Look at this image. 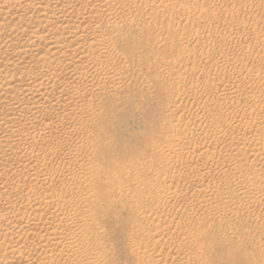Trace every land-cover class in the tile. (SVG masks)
I'll list each match as a JSON object with an SVG mask.
<instances>
[{"label": "rangeland", "instance_id": "rangeland-1", "mask_svg": "<svg viewBox=\"0 0 264 264\" xmlns=\"http://www.w3.org/2000/svg\"><path fill=\"white\" fill-rule=\"evenodd\" d=\"M10 1H12V0H10ZM35 1L36 0H26V3H27V7L26 8L27 9H25L26 5H24V7L22 9H19L20 11L18 10V11L15 12V15H14V17H12V19L8 18V22H9V25H10L9 28L10 29L15 24L13 22L14 19H15L14 20L15 22L17 21V19H19L20 22L18 21L19 23L16 22V24L22 25L23 28L27 29V32H30L31 31L30 29H33V31H36L40 27L38 25L42 24L41 21H44L45 19L48 18L46 16H48L49 13L40 14L39 17L37 18V20H35V21L31 22V23H27L28 19H25V18H28L29 13L31 14V10H33L34 7L43 6V5H45L44 2L45 1L47 2L49 0H44V1L43 0L42 1L41 0H37L36 2ZM125 1L127 2V5L125 6V9L122 11L123 13H120L119 15H120V19H121V16H122L124 18H127L126 19L127 21H126V23H123L125 26L123 24H122L123 26L121 25V29H123V30L120 29V31H122V34L120 33V31H119V33L115 34L117 37L115 36L113 42L111 43L113 46L110 44V47H111V48L109 47V52L110 53L108 52L106 58L109 61L111 60L112 64L115 65V63H116L115 66L119 70L123 69V74L125 72L127 74L126 73L124 75L122 74L123 75V79L121 81V83H122V85H120L121 87L119 85H118L119 88H117L118 86L111 87V85L109 83H107L108 85L106 84L107 86H105V89L102 90L103 94L100 93L101 95L99 96L98 94H96V92L92 93V91L88 90V92H90V93H88L85 98L88 99L90 97V95H91V97H93V95L96 94L94 97L97 98V99L94 100L95 98L93 97L90 100L91 101L93 100V105L96 104L95 105L96 108L99 107L98 108V113H99V110L101 108H103V109H101L103 114L99 113V115L101 116V121H102L101 122L102 126L100 125V127L104 129L107 137H109L110 140H111L109 148L106 147L107 148L106 149L104 147V151H103V149H100V150H102V152H104V154H103L104 158H107V159L109 158V159H112V160L114 159V162L116 164H119V165L124 167L123 170H126V172L124 174V172L122 170L121 174L122 173L123 174L121 175V178L123 177V175L127 176V177L125 176L126 177V181H123V184L125 185V182H126L127 183L126 185H129L130 188L126 190L127 193L124 191L126 193V194H124L123 192L118 191L119 189H117V187L113 188L114 186L112 187V186H109V185L106 186V185L100 184V181L96 179L94 174H92L93 172H95L96 168L94 169L93 167H90L91 168V170H90V168L87 165L84 166V168H85L84 172H80L81 174L80 173H76V174H74V176L71 175L70 177H72V178H69V177L64 175L70 169H73L72 167H69V166H73L74 167L73 162L75 163V168L74 169L77 168V165L79 164L80 159L82 158L81 156L83 155V153L85 151L88 150L87 146H86L84 149H82V151L81 150L77 151L78 149L75 148V146H74V144H76L75 142H77V139L79 141H81V140L82 141L83 140L86 141L87 137L83 138L82 135L84 134V137L88 136L89 129L90 130H94V126H92L94 124L90 125L89 123H86L85 119L84 120L81 119V121H79L80 120L79 119L78 123H76L77 122V114H78V112H74V111L78 110L77 106H74L73 109H71V111L73 110L72 113H74V114H72L69 111H68L69 113H67V114L71 115L70 116L71 119H69V116L67 114L63 115V117L66 118V119H64L60 112H59L60 114L59 113H55L56 109H54V111L52 110V108L51 109L47 108L46 110L44 109V110H42V112L41 111H40V113L38 112L39 114H41L40 115L41 117L37 114V116H39V117H36L34 119V120H36L38 118V120H36L38 124L36 123V121L34 123H32V124L29 123L28 122L29 120L27 119V117H29L30 115L29 116L27 115V117H25L26 115H25V112H24V114L22 113L21 118H23V120L24 119L25 120H24L23 124H21L22 123V121H21L20 124L22 126L19 124V126H18L19 128H17L18 132L15 131L17 133H15L13 136H10V138L6 137L7 138L6 139L4 137L7 140V141L5 140L6 142L3 141L4 139L0 142L1 143L0 144L1 145L0 148H2V146H3V148H2L3 150L2 149L0 150V152H1L0 153V160H1V162H0V172L1 173L0 174L2 175V176L0 175V179H1L0 180V182H1L0 186L2 185L0 187V190L2 191V192H0V201H2V202L5 201L4 203H2V202L0 203V206H2V207H0L2 209V211L1 210L0 211L1 212H7L8 211V213L10 212V215H12V214H14V212L16 213L17 211H19V210L21 211L23 209V207H20V206L23 205L24 203H21L20 201H16V203H14L15 200H13V196H10L8 194H10V193L11 194H15V193L17 194V193H20L21 191L24 192L26 190L25 188H27L26 186H30V184H32V183L36 184V187L34 186L35 187L34 190L35 191H40V189L37 188V185H38V183L40 184L41 182L33 179V177H34L33 175H32V177L31 176L28 177L29 174H26V171L19 173V171H17V170L20 168V166L21 167H23L24 165L31 166V164L33 163V165L36 164V166H37L35 168L39 169V168H41L40 166H42L41 169L44 170L45 174L48 173V172H50V173L52 172V174H54L56 172L55 173L56 176L59 175L60 178H63V179H59V180H61L60 181L61 185L59 184V181H57L58 183H56V182L53 183L54 185L51 183L50 186H49L50 182L48 184L47 183L46 184H47L48 188H51L53 186L52 190H54V187H55V189H56L55 191H57V192H60V190H61L60 187L61 186H62V189H63V186L65 184H67V182H70V180L77 178V181L72 180V183L75 182L77 184V186H78V187H76V186L74 187V185H76V184H74L73 188H72L73 191H82L84 189L85 190L84 192H87V190L89 189L88 190L89 192H87V193L89 195L90 194L92 195V193H91L92 192V187L95 184V186L97 185V187L94 190L100 196V197L98 195L93 196V198H95L96 201H95V199L93 200L92 197H90V200H91L90 201L89 197H88L87 199L84 200V201H86L85 202V206H84V203H83L84 201L82 203L81 202H76L74 204L76 206L73 205L76 210H84V212L88 216L87 224L84 225V226H89L90 225L93 228H98L102 232L101 237L99 236V238H97L94 241H92V243H94V244L97 243V244L95 245V248H93V250H88L87 251L89 253L86 252V254H87L86 256L89 257V258H93L94 256L97 257L99 254H101V252L103 253L101 255H104L105 252H108V253H105V255L107 257H105V255L102 257V258H106L107 260L103 259L101 261L102 262L101 264H135L137 262V257H139V255H138V253L136 251H140V250H137V248H136L137 244L134 245L133 243L138 240L136 238L137 235H139V234H141L143 232H144V234L148 232L147 231L148 228H147L146 224L143 223V225H142V222H140L138 220L139 219V216H138L139 212L138 211H141V209L142 210L143 209L149 210V208H150V210L148 212L146 211L147 212L146 214L151 215L150 213H153L154 211L157 210V208L154 207L155 205L151 206L152 202L144 203L145 201H144V196H142V193L144 195H146V190H148L147 187H149V185L147 186V184H151V183H153L155 181V178L157 177V175L155 173L157 170H156L155 167L158 168L162 164V160L164 158L166 160H168V158H169L168 155H170V157H172L171 155H173L172 151L171 152L168 151V155H167V152L164 151V154H165V152H166V154L159 157V155H160L159 153L163 154V152H160V150L158 148L161 147V146L162 147H167L170 144H173L174 142H176L177 138L183 137L184 135L188 136L187 138H191L190 140H194L195 139L194 142H196V143H201V144L205 143V144H207L206 142H203V140H204V138H203L204 137V131L195 130V128H194V127L197 126L198 122L197 123L195 122V124H193V118L196 116L197 119L195 117V120L197 121L198 117L201 116V118L200 117L199 118H200V121L203 120V122H200V123L202 125L204 123L205 130L206 131H210L212 137L214 136L213 138H218L221 141V143H220L221 145L219 144V146L217 147L218 150L220 148L224 149V147H228L229 148V146L231 148H233L235 146L236 147H240L241 146V147H243V148L240 147L241 151L242 150L243 151L242 152L240 151L238 153L239 157H236L235 159L238 160L243 155L242 153L245 154V152H248V155L246 153L247 156L245 155V157H244V155H243L242 158L239 159L238 161H236L235 159L234 160L236 162L232 161L233 165L236 163L235 164L236 166H234L233 168L240 167V164H242L241 165L242 166L241 169L243 170L244 173L240 174L241 178L239 177V173L238 172H235L233 168H230V167L233 166L232 163H230V162L229 163L227 162V163L223 164V169L225 167H228L229 168L228 170H230L229 171L230 174H225L227 176H223L222 174H224V173H220V175H219L218 171H220V170L219 169H215V168H219V167H215L214 168V166H217V163H221V162H219L220 160H218V162L217 161H213L216 164L215 165L212 164V167H210V169H209L210 165L208 164V168H206L205 173H207V170H209L210 173L208 172L209 173L208 176L204 174V176H203L204 178L207 176L205 179L203 178L204 181H203V179L201 177V173L198 172L196 174L197 176L195 175L196 179L194 177V180H193L194 183L196 185L201 183V184L195 186L196 190L205 189V188L208 187L209 188V189L207 188L208 192L211 193V191H212V194L216 193V194H214V197H216L217 195H220V197H221V194H222V198H221L220 201L223 200L222 201L223 203L225 201L227 206L226 207L223 206V203L220 202V201L215 202L216 204L217 203L220 204V206L218 208L220 213L218 212L216 214L218 216L215 215L214 218L212 216H211L212 218L210 216L208 217V226L205 227V231L206 232L205 231L203 232V234L204 233L206 234V235L205 234L204 235L206 236V239L208 241H206L204 239L205 243H203L204 242L203 238L205 236L203 234H201L200 235V238H201L200 241H202V242L199 241L200 242V243L198 242L199 244L198 243L195 244L196 247H195V245H194V247L193 246L190 247L188 253H190L191 256H193V255L197 256L198 255L197 256L198 258L201 257V255H202L204 257V259L202 257L203 261H201L200 264H264V223H263L264 222V214H263L264 213L263 212V210H264L263 209L264 208V196H262V194L264 195V192H263L264 185L259 184L260 185L259 186L258 183H255V186L257 185L259 188H261V186H262L261 189H263V190L259 189V190H261V192H263V193H261L260 197H258L259 195L254 194L256 197H254V199H253V197L251 196L253 194L251 193V194H249L251 197L247 196V199H245L246 204H245L244 200L240 201V202H236V200L234 201V199H237L240 196L242 197V193L240 192L241 190L239 189L237 184L235 185V181L236 180L239 181V183L237 182L238 184L241 183L243 185V183H248L246 181V179H245L246 177H244V176H245V174L248 175L250 172H252L253 169H254L253 171L256 170L255 171L256 173L264 174V171H262L263 170L262 166L264 165V159H263V161H262V159H259V158H261V156H260V157H258V159H256L257 160L256 161V160L253 159V156L250 155V151H246L248 149L247 145H249V143L250 144L254 143L255 141L261 142L264 145V142H263L264 141V123L261 124V125H263V127L259 128L258 125H260V124H259L258 119H256V118H258L257 116L254 118L255 115L253 113H251L250 115L247 114V115L241 117V115L239 116V112L240 111L237 109V107H239V108L244 107L242 105L245 104L244 101H246V98H245L246 96L244 97L245 94L247 95V93H253L254 95H256V94L259 93L258 95H261V93H262V95H264V59H263L264 58V8H263L264 0H255L257 2L256 3L257 6H256L255 10L253 9L252 12H249V13L243 11L244 10L243 9L244 8V4H246L248 0H125ZM1 2H0V4H3V2H4V4H3L4 6H0L2 11H6V9L11 6L10 2L4 1V0L1 1ZM28 8H30V9H28ZM132 8L136 9V10H133ZM84 9H85V7H84ZM126 9H128V10H126ZM183 9L185 11L181 13V11H183ZM84 11H85L84 13H86V14H84V16L89 14L88 13V11H89L88 8H86ZM128 11L129 12L131 11L130 12L131 14L136 12L135 16H134V14L131 15ZM133 11H135V12H133ZM125 12H126V15H125ZM17 13H18V15H17ZM140 13H142V15ZM129 14H130V16H129ZM137 14H140V15H137ZM24 15H27V16H24ZM3 16H4V14L1 16V13H0V18H3ZM20 17L21 18L23 17V18L20 19ZM131 17H133L134 20ZM90 18H91V20H90ZM90 18L85 23V24H87L86 25L87 27L84 24V34H87V32L90 33V31L93 29L95 24L97 25V23H98L97 26H99V27L102 26L103 30H104V27L106 29L107 25L109 24V21H107L109 19L105 20L106 17L103 18L104 20L101 19V20L105 21V23L103 21L101 22V20L96 21L93 16L90 17ZM73 19H75V21L73 20L72 23L76 24V20L77 19L76 18H73ZM120 19H118V20H120ZM246 20H247V22H246ZM106 22H108V23H106ZM244 22H246L247 24L244 23ZM88 23H91V26L88 25ZM103 23L105 25H102ZM119 23L121 24L122 22H119ZM24 24L27 25V26H24ZM100 29H101V27H100ZM7 32H9V31L7 30ZM31 33H32V31H31ZM198 33H199V35H198ZM118 34H120V35H118ZM3 35L4 34H2L1 36L3 37ZM22 37H24V39ZM19 38H20V40L18 39L19 40L18 42L19 43H23L22 41H24L26 39V36L23 34ZM86 40L87 41H85V38H84V41H85L84 43L87 46V44L90 42V40L88 38H86ZM114 41H116V42H114ZM113 43H115V44H113ZM85 44H84V48H86ZM43 45H44V43L40 44L38 49L40 48L43 51L46 48L45 45L44 46ZM35 47L37 48L36 45H35ZM0 48H1L0 52H2L1 50L4 51V46H2ZM114 48H116V49H114ZM111 49L112 50L114 49L113 52H111L112 51ZM233 51H234V53H233ZM226 54H228V55H226ZM220 55H222V57L224 55L223 58H225L226 61H225V59L222 60V57ZM30 57H26V59L25 58L23 59V61L20 63V68L24 64L27 67L31 64V62H30L31 59H32V61L34 59H33L32 56H30ZM230 57H231V59H230ZM235 57H237V58H235ZM106 58L104 57V59H106ZM246 59H247V61H246ZM242 60H244V61H242ZM5 61H6L5 59H2V61H0V63H1L0 64V72H2V70L4 71L3 67H5V64H4ZM25 61H27V62H25ZM231 61H234V63L231 62ZM236 61H238V62H236ZM117 62L119 64H117ZM240 62H241V64H240ZM25 65L23 67H26ZM126 65H128V67ZM126 67H127V69H126ZM235 69H238V70H235ZM229 70H230V72H229ZM224 71H226V72H224ZM130 72H131V74H130ZM235 72H236V74H235ZM250 72H252V74L255 75L256 77H258V76L259 77L255 78V76H252L250 74ZM256 72H257V74H256ZM128 73H129V75H128ZM227 74H228V76H227ZM248 74H250L251 75L250 77H252V78H250ZM0 75H1L0 77L4 78L3 79L4 81H6V80L10 81L13 78H14L13 79L14 82H16L18 80L17 79L18 75L16 73L13 74L12 78H11V76H7V78H5L4 72H2ZM201 75H202V77H201ZM199 76L201 78H203V77L207 78L208 77L210 79H215V81H217V79H218V82L219 81H221V82L225 81V83H226L228 81L229 83L227 82V84H233V85L238 84V86H235L237 90H235L233 93H231L232 91L229 90L230 93H231V94L229 93V96H231V97H229L228 94L224 95V94H226L227 91H225L224 94H223V92H220V91L215 92L211 88H209V89L207 88L206 89V87H209L207 85H205L204 87L202 86L200 88V87L197 86L198 85L197 84L198 79H201ZM223 77H225V78H223ZM70 78L69 79L66 78L63 81V83L57 84L56 85V91H55V88L52 89V91H54V93H59V91H63L62 88H64V86H65V88H69L71 86V84H73V82L75 84L76 80L74 81L73 77L71 79ZM15 79H16V81H15ZM72 79H73V81H71ZM222 79H224V80H222ZM255 79H258V80H255ZM13 80H11V82H13ZM66 80H68V81H66ZM230 80H231V82H230ZM65 81H66L67 84H65ZM179 82H181V83H179ZM63 84H64V86H63ZM177 84H178V86L179 85L181 86L183 84V87L179 88L178 86H176ZM240 84H241V86H240ZM172 85H173V87L175 85V87L179 88V90H177L175 87L173 88ZM184 85L186 86V88H184ZM59 86H60V88H59ZM106 87H107V89H106ZM109 87L111 88V90H110ZM183 89L187 90L186 91L187 94L185 93L183 95L184 98L182 97V94H180V93H182L184 91ZM242 89H243V91H242ZM173 90H175V91H173ZM209 90H211V91H209ZM177 91L178 92L180 91V92L178 93ZM188 91H190V92H188ZM174 93H176V94H174ZM177 93H178V95L179 94L180 95L178 96ZM188 93H189L190 97H189ZM12 94H10V96L13 97V95H15L14 96L15 98L17 96H18L17 98H19V97H22L23 95L25 96L26 93H25V91L24 92L21 91L20 93L15 92L13 95ZM21 94H23V95H21ZM104 94H105V96H104ZM172 94H173V96H172ZM240 94H242V95H240ZM102 95H103V97H102ZM185 95H187L189 98L186 97ZM196 95L197 96L200 95V99L201 100L203 99L202 101L200 100L199 101L200 103L198 104L199 105L198 108L200 110L197 109V106H196L195 110L192 109V111H190L188 109H191V108H189V107L192 106L191 101H193L194 99H198V97ZM174 96L177 98L178 101L176 100V98H174ZM201 96H203V97H201ZM205 96H207L208 102H206V101L204 102V100H206ZM212 96H213V101L211 100ZM99 97L100 98L102 97V99H100ZM171 97H172V99L174 98L173 101H172ZM221 97H224V98H221ZM100 100L101 101L103 100L102 103H101ZM210 100H211V105L209 103ZM216 100L219 101V102H217ZM227 100H228L229 103H224ZM221 102H222V104H221ZM60 103H63V100H61ZM98 103H101V104H98ZM230 103L231 104L233 103V104L230 105ZM85 105H86V102L84 104V107H85ZM178 105H179V107H177ZM200 105H201V107H200ZM206 105H208V106H206ZM227 105H228V107H227ZM222 106H223V108H222ZM230 106L231 107L233 106V109H231ZM75 107H76L77 110L75 109ZM205 107H206V109H205V111H203ZM0 108H1V106H0ZM70 108H72V105H71V107L69 105V110H70ZM174 108H176L177 110L174 109ZM48 109L52 110V113ZM235 109L238 110L239 112L236 111ZM222 110H223L224 114L226 113L225 111L230 112L232 110L234 112L236 111L235 114H237V112H238V115H236L237 117L235 116V114L232 117L227 115V119L224 118L225 115L224 116L222 115V118H224V119L221 118L222 121H221V123H219L220 126L218 125L217 127L218 128L219 127L220 128L223 127V128L218 129V128H216V126L214 124H211V127H210L209 123L212 120H209V119H211V117L213 118V116H217L219 113L222 112ZM174 111L176 113L173 115ZM177 111H179V112H177ZM183 111L186 112V113H184ZM187 112H188V114H187ZM194 112H195V115H194ZM210 112H211V115H209ZM262 113H263V116H264V112H262ZM179 114L182 117L179 116ZM208 115L211 116V117H209ZM219 115H221V114H219ZM56 116H57V118H56ZM175 116H176V118H175ZM178 116L183 118L185 121L182 119L183 121L181 120L180 123L178 124L179 121L178 122L176 121V119L179 118ZM234 116H235V118H234ZM189 117H191V119ZM204 117H206V118H204ZM244 117H246V118H244ZM41 118H43V119H41ZM233 118L235 120H233ZM239 118L241 119L240 122H239ZM39 119H41V120H39ZM206 119H207V121H206ZM259 119H261V118L259 117ZM64 120H65V122H64ZM70 120H72V121L70 122ZM226 120H227V122H229L228 124H227ZM228 120H230V121H228ZM38 121H40V122L42 121V123L44 122V123H47V124L50 121L49 123H51L52 125L53 124H55V125H53V126L50 125L49 128L53 127V128H50V130H49L48 127H47L48 130H47V128H45V130H44V129H41L42 127H41V125H40V123ZM73 121H74V123H73ZM208 121H209V123H208ZM247 121H248V123H247ZM1 122H3V121H1ZM1 122H0V127H3V123H1ZM26 122H28L29 125H27ZM56 122L62 123V125H60L59 123L56 124ZM205 122H206L207 126L209 125L208 127H210V128H208L205 125ZM35 123L37 125L34 126ZM70 123L72 125H74L75 127H73ZM69 124H70V126L67 127V125H69ZM80 124H81V126H80ZM82 124L83 125L85 124L84 125L85 127L82 126ZM246 124H247V126L249 125L248 127H250L251 124H254V125L257 124V126H253L254 128L252 127V129L250 130L251 132H250L249 128H247ZM30 125H32L31 128H30ZM57 125H59V126H57ZM89 125L92 126V127L89 128ZM186 125H187V127H186ZM26 126H28L29 128L27 127L28 128L27 129ZM21 127H23L24 129H20ZM79 127H81L82 129L79 128ZM212 127L214 129H216V131ZM236 127H237V129H236ZM255 127L257 129L253 130V129H255ZM35 128H39L40 130L36 129L35 131H32V129L34 130ZM65 128H67V129H65ZM84 128H86V130ZM29 129L36 134L37 138L34 137L35 136L34 133L31 134ZM73 129H75V130H73ZM83 129H84V131H83ZM212 129L214 131H212ZM244 129H246V132H245ZM42 130L44 131V134H43ZM65 130L68 133H66ZM232 130L234 131V133H233ZM39 131H40V133H38ZM41 131H42V133H41ZM242 131H244V134L242 133ZM23 132H24V134H23ZM63 132H65V133H63ZM19 133L21 134V136H20ZM81 133H82V135H81ZM86 133H87V135H86ZM182 133L183 134L185 133V134L183 135ZM229 133H232V134H229ZM245 133H246V135H245ZM16 134L19 135V137ZM28 134H30V136ZM59 134H61V135H59ZM65 134H66V136H65ZM215 134H217V135H215ZM219 134H221V136ZM26 135L31 137V138H29V141L31 140V142L28 143L27 142L28 139H27V141L25 140L26 138H24V136L26 137ZM56 135H57V137H56ZM242 135L243 136L245 135V136L242 138ZM81 136H82V138L80 139ZM62 137H64V139ZM20 138H22V140L24 139V142ZM68 138H70V139H68ZM37 139H38L39 142L37 141ZM244 139H245V141H244ZM17 140H19V141H17ZM45 140H46V142H45ZM252 140H253V142H252ZM25 141H26L27 145H24V144H26ZM65 141H67L68 143L65 142ZM73 141H75V142H73ZM79 141L77 143H79ZM241 141H244V142H241ZM22 142H23V144H21ZM34 142H36V143L38 142L37 145H35ZM58 142L62 145L61 147L59 146L60 144ZM238 142H240L239 145H238ZM30 143H32V145L33 144L34 145L32 146ZM63 143H67V144L63 145ZM69 143L72 146L68 147L69 148L68 149L67 146H69ZM241 143L243 145H241ZM3 144H5V145H3ZM11 144H13V146L16 147V148L21 144L19 147L21 149H23V151L20 152L21 149L17 148L18 152H17V150H15L14 154H12L13 152L8 150V147L11 146ZM28 144L30 145V148L28 147L29 146ZM50 144H53V145H50ZM223 144H225V145H223ZM22 145H24V146H22ZM39 145H41L43 147L42 148L43 153H41L42 150H40L41 146H39ZM48 146H50L51 148L54 147V149L52 148L53 151L51 149H50V151H48L49 148H50ZM73 146L76 149V153L77 154L74 152L75 150L73 149ZM39 147H40V149H39ZM55 147L58 148V149H55ZM93 147H95V144L93 145ZM62 148H66V149L64 151H62L61 150ZM156 148L158 149V152H157ZM33 149H36V150H33ZM71 149H73L74 151H72ZM190 149H189L188 155H186V157L183 156V158H184L183 159V162H184L183 165L184 166L180 165V164H178V165L172 164L173 165V167H172V165L170 164L169 169L162 176H159L160 180H161V177H163V180H166L164 184H166V182H167V185H168V182H170V180H168V179H170L171 174H173L176 169H177L176 171H178V169L180 170L181 168H182V170H184L185 169L184 167L186 166L185 164H188L187 166L190 167V165L195 164L194 161L195 162L198 161L199 153L197 151H195L197 153L191 152L192 149L191 150ZM4 150H6V151L4 152ZM51 151H52V153H51ZM26 152H27L28 155L26 154ZM63 152H66V153L64 154ZM78 152H80V153H78ZM155 152H157V153H155ZM211 152H212V149H211ZM8 153H9V155H8ZM21 153H23V155H25L26 158L27 157L28 158L26 159L24 157V159L23 158L21 159V157L23 156V155H21ZM31 153H33L34 155L33 154L31 155ZM5 154H7V155H5ZM45 154L47 155V157L45 156ZM49 154H50L51 157L49 156ZM214 154L216 155V153H214ZM18 155H21V156H18ZM37 155H38V157L40 156V158L45 156V157H43L45 164H42L43 161H41V160H43V159L40 160V158H37ZM52 155L53 156L56 155V156H58V158L56 156L53 157ZM249 155H250V158H249ZM16 156H17L18 162H16L17 163L16 164V163H14L12 161L14 163V165H13V163L10 160L12 159V157H16ZM30 156L32 157L33 160L30 158ZM246 157H248L249 159L246 158ZM263 157L264 156H262V158ZM4 158L5 159L7 158L8 160L5 161ZM35 158H36V160L38 162L34 161ZM52 158H53V160H50ZM78 158H79V160H78ZM216 158H218V157H216ZM151 159L153 161L157 160V162L156 161L153 162ZM201 159L205 160V158H201ZM242 159H244V161ZM251 159L253 160V163L250 162V161H252ZM46 160H47V162L49 160V162L47 163ZM54 160H55V162H54ZM246 160H248V162ZM258 160H259V163H258ZM143 161H145L147 163H145ZM119 162H121V163H119ZM249 162L252 165H250ZM254 162H255V164H254ZM68 163H69V165H68ZM245 163H248L247 166L250 165L251 167L250 166H249L250 168L247 167ZM127 164L130 167L132 166L131 172H129L130 170L127 169ZM136 164H137V166H136ZM156 164H158V166ZM230 164H231V166H230ZM147 165H149L151 167L150 168H149V166L146 167ZM174 165H175V167H174ZM14 166L16 167V170H15ZM46 166H48L50 168H48ZM180 166H182V167H180ZM253 166H254V168H253ZM144 167H146V168L144 169ZM8 168H10V169H8ZM244 168L246 169V171H245ZM248 168L251 170L250 172H249ZM260 168H262V170H260ZM148 169H149V173L146 172V170H148ZM211 169L213 171H215L216 173L214 172L215 173L214 174ZM226 169L227 168H225V170ZM154 170H156V171L154 172ZM216 170H218V171H216ZM53 171H54V173H53ZM137 171L140 172L141 174H139ZM29 172H33V171H29ZM57 172H58V175H57ZM233 172H234V174H233ZM6 173H7V175H6ZM84 173H85V175H84ZM134 173H136L138 176H140L142 179H144L142 181L143 184H142L141 189L135 188V189H137L140 192L139 194H138L137 190H135V192H134L133 191L134 188L131 187V184L135 182V180H133V174ZM221 175L223 177H221ZM6 176H7V178L8 177L9 178H8V180L6 179V181H5V177ZM146 176H147V178H146ZM236 176H238V177H236ZM16 177L19 178V179H17ZM78 177L79 178L81 177V179L78 180ZM125 177H123L122 179L124 180ZM226 177L229 178V179H227ZM232 177H235V179L232 178ZM3 178H4V180H3ZM31 178H32V180L29 181ZM67 178H69V181L67 180ZM82 178H85V181H84L85 183L88 182V185L86 183V185L88 187L87 186L85 187V185H84V188H83V186H81L82 185L81 184ZM91 178H93L94 180H92ZM224 178L226 179L227 184L225 183V184H222L218 188H213L214 187L212 185L213 184L212 183L213 180L215 181L214 182L215 184H216V182L218 180H220L221 182L220 181L219 182L222 183V182H225V181H223ZM237 178H240L242 180L237 179ZM89 179L91 181H88ZM243 179H244V181H243ZM128 180H130V182ZM132 180H133V182H132ZM12 181H14V182H12ZM35 181H37V182H35ZM62 181H64V184H62ZM78 181L79 182L81 181L80 184H79ZM242 181H243V183H242ZM8 182H9V185H7ZM91 182H93L94 184L91 183ZM146 182H148V183L146 184ZM179 182H180L179 184H181V185L183 183L182 186H184V187L179 185L177 182L173 181L172 183H175V184H172V183L170 184V187L172 185L171 189L180 190V193L184 194L185 191L188 188H191V185L189 186V184H190L189 182H185L183 180H181ZM219 182H217V183H219ZM28 183H30V184H28ZM229 183H231L232 186L228 187L227 185ZM5 184L8 187L10 186V188H8ZM46 184L43 183L42 184L43 187H45ZM57 184H59V185H57ZM176 184H178L179 187ZM192 185H193V182H192ZM223 185H225L227 187L224 186V188H225L224 189ZM79 186H80V188H79ZM233 186H235V187H233ZM90 187H91V189H90ZM174 187H176V188H174ZM180 187H182L183 189L181 190ZM210 187H211V189H210ZM236 187L239 189V190L237 189V192H235L236 191V189H235ZM221 188L223 189L222 192L220 191ZM102 189L105 190V191H103ZM207 189H206V191H207ZM214 189H216L217 192ZM229 189H231V192H230ZM3 190H4V192H3ZM5 190H7L8 193ZM9 190H10V192H9ZM107 190H108V193L110 195L106 192ZM196 190L193 192V190L189 189V191L187 193V196L183 197V199H181L180 201H177L178 203L176 201L174 203L169 202V204H168L169 206L165 205V208L166 207H167V209L169 208L168 210H169L170 214L172 213V215L173 214H181L182 212H185L186 211V208H185L186 206H187V208H189V207L192 206V204L195 203V201L197 202L196 199H199V201H200V199H202V198H200L201 196H198L199 194H198V191H196ZM213 190H214V192H213ZM225 190H226V192H225ZM259 190H258V188H256L255 191L257 192ZM14 191H15V193H14ZM141 191H143V192H141ZM218 191H220V192L218 193ZM5 192L7 193V196H5L6 195ZM191 192H193V194ZM229 192H230V194H233V193H235V194L230 196V194L228 195ZM1 193H2V195H1ZM3 193H5V194H3ZM120 193H121V195H120ZM122 193H123V195H122ZM67 194H66V196H67ZM136 194H137V196H136ZM140 194H141L142 198H141ZM223 194L224 195L226 194V195L224 196ZM234 195H235V198H233ZM122 196H123V198H122ZM7 197H9V198L11 197V200H13V201H10V200L6 201ZM113 197H115L117 200L115 198H113ZM120 197H121V200H120ZM134 197H135V199H134ZM227 197H232V198H228L229 199L228 202L230 204H228V202L226 201V200H228V199H226ZM224 198H225V200H224ZM126 199H129L130 201L129 200L126 201ZM258 199H259V201H258ZM136 200L137 201L140 200V202L138 204L134 205V202ZM104 201H105V204L103 205ZM128 202H130L132 204H130V203L127 204ZM234 202H236V205H235ZM80 203L82 205H80ZM118 203L120 204V207H119ZM197 203H199V202H197ZM89 204H92V205H89ZM101 204L104 206V208L102 207ZM173 204H175V205H173ZM176 204H178V205L176 206ZM214 204L211 203V205H214ZM106 205H107L108 210H107V208H105ZM221 205L223 206V209H222ZM24 206H27V205H24ZM87 206H89L88 210H87V208H88ZM123 206L125 207V209H124ZM129 206H131V207H129ZM132 206H133L134 209H132ZM145 206H147V207H145ZM11 207L12 208L14 207L13 210L11 209ZM83 207H85V208H83ZM137 207H138L139 210L137 209ZM260 207H262V208H260ZM4 208H6V211H5ZM119 208L122 209V210H120ZM209 208L206 207L207 212H208ZM230 208L233 209V210L231 211ZM259 208L261 210H259ZM3 209H4V211H3ZM17 209H19V210H17ZM224 210H225V213L227 211H228L227 213H230V212L233 213V211L235 210L234 212L236 213V216H233L234 218L233 217L230 218V221H229V217L225 216ZM258 210L261 213L262 212L263 213L259 214ZM12 211H13V213H12ZM93 211L95 213L94 215H93V213H91ZM87 212H88V214H87ZM205 212H206V210L201 212L202 216L207 214V212L206 213ZM99 213H101L102 215H100ZM104 213H106L104 215L105 217L103 216ZM132 213H133L134 216L132 215ZM201 213L199 214L200 216H201ZM203 213H205V214L203 215ZM222 213H224V214H222ZM237 213L239 214V216H238ZM119 214H121V215H119ZM98 215H100V218L102 217L101 218L102 221H101V219L99 218ZM257 215H258V218H257ZM95 216H97L98 218L95 217ZM150 217H152V215ZM134 219L136 220V222L134 221ZM212 219H213V221H212ZM15 220H16V222H21V219L19 220L18 218H15L14 221ZM127 220L128 221L130 220L129 223H128ZM209 220H211V222ZM255 220H256V222H255ZM240 221H241V223H239ZM131 222H132V225H131ZM137 222H138V224H136ZM162 222H164V221H162ZM232 223H233V226H232ZM262 223H263V225H262ZM165 224L167 225V223H165ZM224 224H227V225H224ZM101 225H102V227H101ZM171 225L173 226V223ZM259 225H260V227H259ZM129 226H131V227H129ZM172 226H171V228H173ZM211 226H212V228H211ZM219 226H221V227H219ZM226 226H227V228H226ZM229 226H231V227H229ZM140 227H142V228H140ZM101 228L103 229V231H102ZM133 228H135L136 230L134 229V231H133ZM171 228H170V230H171ZM235 228L238 230L239 233L236 231ZM232 229H233V231L235 230L234 234H233V231H231ZM247 229H248V231H247ZM131 230L133 232H131ZM139 230H140V232H139ZM208 230L211 233H209ZM240 230L243 233H241ZM212 231H214V232H212ZM217 234H219V235H217ZM132 235H134V236L132 237ZM214 235H215V238H214ZM130 236L132 237V239L130 238ZM207 236H209V237H207ZM129 238H130V242H129ZM178 238L176 237V239L178 241L176 239H174L175 243L174 242L171 243L170 246L166 245L167 247L165 246L166 249L164 248L165 249L164 251L165 252H169V253L172 254L173 251H174V248H175L174 244L176 245L179 241H180V243L184 242V240L180 239V237H178ZM101 241H104V245L100 246V243L103 244V242H101ZM131 241H132V243H131ZM201 243L204 246L201 245ZM199 245H200V247L198 248ZM169 247L170 248L172 247L173 249L171 248L172 250L169 251L170 250ZM167 248L169 250H167ZM195 248H198V249H195ZM130 249H131V251H130ZM93 251L95 253H93ZM133 251H135L136 253H133ZM90 253H93L94 255L92 254L93 256H88V254L91 255ZM146 259L147 258H144L143 261H146ZM182 260H183L184 264H196V263H193L192 260L191 261H186V262L184 261V259H182Z\"/></svg>", "mask_w": 264, "mask_h": 264}, {"label": "bare ground", "instance_id": "bare-ground-1", "mask_svg": "<svg viewBox=\"0 0 264 264\" xmlns=\"http://www.w3.org/2000/svg\"><path fill=\"white\" fill-rule=\"evenodd\" d=\"M1 1H3V0H1ZM0 1V2H1ZM4 1H7V2H10L11 3V6L10 7H6L7 9H6V11H2L1 10V8H0V13H1V16L4 14V16H3V18H0V47H2V46H4V51L3 50H1L2 52H0V61H2V59H5L6 61H5V67H3V69H4V71L2 70V72H4V75H5V78H7V76H11V78H12V76H13V74L14 73H16L17 75H18V80L16 81V79H15V81L16 82H14V78L13 79H11L10 77V79L11 80H13V82H11V80L9 81H4L3 79V77H0V106H1V108H0V120L1 121H3V122H1V123H3V127H0V142L3 140V141H5L7 138L6 137H9L10 138V136H13L15 133H17L18 131H17V128H19L18 126H19V124L21 123V121H22V123L21 124H23L24 123V120H23V118H21V116H22V113L24 114V112H25V117H27V115L29 116V117H27V119L29 120L28 122L29 123H34L36 120H38V118L36 119V120H34L36 117H39L41 114H39L40 113V111L42 112V110H46L47 108H52V110L54 111V109H56L55 110V113H61L62 114V117H63V115L64 114H67V113H69V112H71L72 113V111H71V109H73V107L74 106H77L78 107V110L76 109V107H75V109L77 110V111H74V112H78V114H77V122L76 123H78V120L79 121H81V119H85L86 120V123H89L90 125H92V124H94V125H92V126H94V130H90L89 129V132H88V136H85L84 137V134L82 135V133H81V135L83 136V138H86L87 137V140L86 141H79L78 139H77V142L79 141V143H77V142H75V141H73V142H75L76 144H74V146H75V148H77L78 150L77 151H82V149H84L86 146H87V151H85L84 153H83V155L81 156L82 158L80 159V162H79V164L77 165V168L76 169H74L75 168V163L73 162V164H74V167L73 166H69V167H72L73 169H70L66 174H64L65 176H67V177H69V178H72V177H70L71 175L72 176H74V174H76V173H80V172H84V166H88L89 168L90 167H93L94 169L96 168V170H95V172H93L92 174H94L95 175V177H96V179L97 180H99L100 181V184H103V185H106V186H114L113 188H115V187H117V189H119L118 191H121V192H123L124 194H126L127 193V189H129L130 188V186L129 185H126L127 183L125 182V185L123 184V181H126V175H123V177H125V179L123 180L122 178H121V175L123 174H121V172H122V170L124 169V167L123 166H121V165H119V164H116L115 162H114V159L112 160V159H107V158H104V156H103V154H104V152H102V150H100V149H103V151H104V147L106 148V147H110V138L109 137H107V135H106V133H105V131H104V129L103 128H101L100 127V125L102 124L101 122V116L99 115V113H102V111H101V109H103V108H101L100 110H99V113H98V108H96V104L95 105H93V100L91 101L90 99H92L96 94H98L99 96L101 95L100 93H102L103 94V89H105V86H107L108 84L107 83H109L110 85H111V87H116V86H120V85H122V83H121V81H122V79H123V75L126 73L125 71V73L123 74V69H121V70H119L115 65H116V63H115V65L114 64H112L111 62V60L109 61L107 58H106V56H107V54H108V52H109V47H110V44L113 42V40H114V38H115V34L116 33H119V31H120V29H121V25L123 24V23H126V19L127 18H124V17H122L121 16V19H120V13H123L122 11L125 9V6L127 5V2L125 1V0H49V1H45L44 2V4L45 5H43V6H36L35 4V6L36 7H34L33 8V10H31V14L29 13V16H28V18H25V19H28L27 20V23H31V22H33V21H35V20H37V18L39 17V15L40 14H47V13H49V15L48 16H46V17H48L47 19H45L44 21H41L42 22V24H39L38 26H40L36 31H33V29H30L31 31H32V33H31V31L30 32H27V29L26 28H23L22 27V25H19V24H16V22L17 23H19L20 22V20L19 19H17V21L15 22L14 20H13V22L15 23L12 27H11V29L9 28V22H8V18L10 19H12V17H14V15H15V12L16 11H18L19 9H22L23 7H24V5H26L25 6V9H27L26 7H27V3H26V0H12V1H10V0H4ZM37 1V0H36ZM35 1V2H36ZM42 1V0H41ZM44 1V0H43ZM129 2V1H128ZM2 3V2H1ZM39 3V2H38ZM130 3V2H129ZM257 2L255 1V0H248L247 1V3L246 4H244V10L243 11H245V12H247V13H249V12H252V10L254 9L255 10V8H256V6H257V4H256ZM3 4H4V2H3ZM3 4H0V6H4ZM6 4V3H5ZM42 4V3H41ZM9 5V4H8ZM40 5V4H39ZM133 5V4H132ZM135 5V4H134ZM129 6V5H128ZM12 7V8H11ZM32 7V6H31ZM30 7V8H31ZM84 7H85V9L86 8H88L89 9V11H88V13L89 14H87V15H85L84 16V14H86V13H84L85 11V9H84ZM132 7V6H131ZM130 7V8H131ZM135 7V6H134ZM4 8V7H3ZM30 8H28V9H30ZM262 8V7H261ZM263 8H264V6H263ZM133 9V8H132ZM126 10H128V9H126ZM133 10H136V9H133ZM20 11V10H19ZM87 11V10H86ZM185 10L183 9V11H181V13L182 12H184ZM26 12V11H25ZM129 12V11H128ZM131 12V11H130ZM129 12V13H130ZM133 12H135V11H133ZM138 12V11H137ZM23 13V12H22ZM27 13V12H26ZM136 13V12H135ZM135 13H132V14H134V16H135ZM246 13V14H247ZM25 14V13H24ZM131 14V13H130ZM130 14H129V16H130ZM131 14V15H132ZM141 15H142V13H140ZM140 14H137V15H140ZM147 14V13H146ZM17 15H18V13H17ZM28 15V14H27ZM27 15H24V16H27ZM80 15V16H79ZM125 15H126V12H125ZM94 17L95 18V20L96 21H99V20H101V19H103V18H105L106 17V19L105 20H107V19H109V20H107V21H109V24L107 25V28L105 29V27H104V30L102 29V26H100L101 27V29H100V27L99 26H97L98 25V23H97V25L95 24V26L93 27V29L90 31V33L89 32H87V34H84V24L89 20V18L90 17ZM124 16V15H123ZM128 16V17H129ZM146 16V15H145ZM16 17V16H15ZM18 17V16H17ZM41 17V16H40ZM44 17V16H43ZM42 17V18H43ZM45 17V18H46ZM126 17V16H125ZM138 17V16H137ZM144 17V16H143ZM23 18V17H22ZM21 17H20V19H22ZM41 18V19H42ZM73 18H76L77 20H76V24H74V23H72L73 22V20L75 21V19H73ZM133 20H134V18L133 17H131ZM93 19V18H92ZM118 19H120V20H118ZM131 19V20H132ZM90 20H91V18H90ZM104 20V19H103ZM103 20H101V22L103 21ZM122 22L121 24L118 22ZM130 20V19H129ZM244 20V19H243ZM19 21V22H18ZM24 21V20H23ZM116 21V22H115ZM245 21V20H244ZM104 23H105V21H103ZM240 22V21H239ZM246 22H247V20H246ZM246 22H244V23H246ZM100 23V22H99ZM102 24V25H105V24ZM106 23H108V22H106ZM21 24V23H20ZM120 24V25H119ZM128 24V23H127ZM247 24V23H246ZM87 24H85V26H86ZM88 25H90L91 26V23H88ZM94 25V24H93ZM124 25V24H123ZM122 25V26H123ZM129 25V24H128ZM24 26H27V25H25L24 24ZM29 26V25H28ZM125 26V25H124ZM87 27V26H86ZM28 28V27H27ZM89 28V27H88ZM90 29V28H89ZM126 29V28H125ZM7 30L9 31V32H7ZM29 30V29H28ZM121 30H123V29H121ZM124 32V31H123ZM191 32V31H190ZM120 33L122 34V31H120ZM125 33V32H124ZM2 34H4L3 35V37L1 36ZM25 35L26 36V39L24 40V41H22L23 43H19L18 41L20 40V38L19 37H21V35ZM118 35H120V34H118ZM198 35H199V33H198ZM197 35V36H198ZM117 37V36H116ZM122 37V36H121ZM23 39H24V37H22ZM84 38H85V41H87L86 40V38H88L89 40H90V42L87 44V46H86V44L84 43L85 41H84ZM19 39V40H18ZM20 41V42H21ZM114 42H116V41H114ZM44 43V45H45V49L42 51L40 48L38 49V47H39V45L40 44H43ZM84 44H85V47L86 48H84ZM113 44H115V43H113ZM35 45L37 46V48L35 47ZM43 45V46H44ZM112 45V44H111ZM42 46V45H41ZM113 46V45H112ZM111 48V47H110ZM1 49V48H0ZM114 49H116V48H114ZM113 49V50H114ZM112 50V49H111ZM113 50L111 51V52H113ZM41 51V52H40ZM116 51V50H115ZM114 51V52H115ZM238 51V50H237ZM232 52V51H231ZM110 53V52H109ZM233 53H234V51H233ZM232 53V54H233ZM236 54V53H235ZM225 55V54H224ZM224 55H223V57H224ZM226 55H228V54H226ZM263 55V54H262ZM30 56H32L33 57V59L35 60H33L32 61V59H31V64L27 67L25 64V66L26 67H23L22 65V67L20 68V63L23 61V59L25 58L26 59V57H30ZM221 57H222V55H220ZM230 56V55H229ZM233 56V55H232ZM103 57V58H102ZM104 57L106 58V59H104ZM222 57V60H224L225 58H223ZM31 58V57H30ZM110 58V57H109ZM235 58H237V57H235ZM113 59V58H112ZM230 59H231V57H230ZM264 59V58H263ZM11 61V62H10ZM225 61H226V59H225ZM242 61H244V60H242ZM246 61H247V59H246ZM25 62H27V61H25ZM224 62V61H223ZM231 62H233L234 63V61H231ZM236 62H238V61H236ZM235 62V63H236ZM3 63V62H2ZM1 64V63H0ZM3 64V65H4ZM29 64V63H28ZM27 64V65H28ZM117 64H119L118 62H117ZM228 64V63H227ZM240 64H241V62H240ZM246 64V63H245ZM243 65V64H242ZM122 66V65H121ZM127 67H128V65H126ZM245 66V65H244ZM247 66V65H246ZM127 67H126V69H127ZM24 68V69H23ZM120 68V67H119ZM124 68V67H123ZM130 68V67H129ZM133 68V67H132ZM230 69V68H229ZM240 69V68H239ZM129 70V69H128ZM232 70V69H231ZM235 70H238V69H235ZM127 71V70H126ZM234 71V70H233ZM2 72H0V74L2 73ZM128 72V71H127ZM224 72H226V71H224ZM229 72H230V70H229ZM239 72V71H238ZM237 72V73H238ZM253 72V71H252ZM252 72H250V74L252 75V76H255V75H253L252 74ZM254 73V72H253ZM123 74V75H122ZM127 74V73H126ZM130 74H131V72H130ZM137 74V73H136ZM231 74V73H230ZM235 74H236V72H235ZM250 74H248L249 75V77L251 76ZM256 74H257V72H256ZM122 75V76H121ZM128 75H129V73H128ZM239 75V74H238ZM245 75V74H244ZM247 75V76H248ZM1 76V75H0ZM3 76V75H2ZM227 76H228V74H227ZM246 76V77H247ZM72 78L73 77V79H74V81L76 82L75 84H74V82H73V84H71V86L69 87V88H65V86H64V84H63V86H64V88H62L63 89V91H59V93H54V91H52V89H54L55 88V91H56V85L57 84H61V83H63V81L66 79V78ZM126 77V76H125ZM200 77V76H199ZM198 77V78H199ZM201 77H202V75H201ZM200 77V78H201ZM259 77V76H258ZM258 77H256L255 76V78H258ZM8 78V79H9ZM70 78V79H71ZM223 78H225V77H223ZM248 78V77H247ZM250 78H252V77H250ZM73 79L71 80V81H73ZM126 79V78H125ZM254 79V78H253ZM222 80H224V79H222ZM255 80H258V79H255ZM66 81H68V80H66ZM66 81H65V84H67L66 83ZM179 81V80H178ZM70 82V81H69ZM125 82V81H124ZM123 82V83H124ZM177 82V81H176ZM197 82V81H196ZM228 82V81H227ZM227 82L225 83V81L224 82H221V81H219L218 82V79H217V81H215V79H210V78H201V79H198V82H197V86L198 87H204L205 85H207V86H209V87H206V89L208 88H211L213 91H215V92H217V91H220V92H223V94L225 93V91H227L226 92V94H224V95H227L228 94V96H229V93H230V91H232L231 93H233L235 90H237L236 89V87L235 86H238V84H236V85H233V84H227ZM230 82H231V80H230ZM233 82V81H232ZM236 82V81H235ZM239 82V81H238ZM13 83V84H12ZM71 83V82H70ZM121 83V84H120ZM175 83V82H174ZM173 83V84H174ZM179 83H181V82H179ZM229 83V82H228ZM107 84V85H106ZM109 85V86H110ZM119 86L117 87V88H119ZM176 86H178V84L176 85ZM240 86H241V84H240ZM58 87V86H57ZM68 87V86H67ZM121 87V86H120ZM172 87H173V85H172ZM174 87H175V85H174ZM173 87V88H174ZM179 88L180 87H183V84L180 86H178ZM188 87V86H187ZM59 88H60V86H59ZM110 88V87H109ZM171 88V87H170ZM177 90H179V88H177V87H175ZM184 88H186V86L184 85ZM189 88V87H188ZM197 88V87H196ZM238 88V87H237ZM106 89H107V87H106ZM175 89V90H176ZM205 89V88H204ZM205 89V90H206ZM88 90L89 91H92V93L93 92H96V94L95 95H93V97H91V95H90V97L87 99V98H85L86 96H87V94L88 93H90V92H88ZM110 90H111V88H110ZM172 90V89H171ZM175 90H173V91H175ZM181 90V89H180ZM184 91L182 92V93H180V94H182V97L184 98V94L186 93V91L187 90H185V89H183ZM230 90V91H229ZM21 91H25V96L23 95V94H21V95H23L22 97H19V98H15L14 96L15 95H13L15 92H18V93H20ZM107 91V90H106ZM105 91V92H106ZM109 91V90H108ZM172 91V92H173ZM209 91H211V90H209ZM229 91V92H228ZM239 91V90H238ZM242 91H243V89H242ZM171 92V91H170ZM178 92V91H177ZM180 92V91H179ZM178 92V93H179ZM188 92H190V91H188ZM195 92V91H194ZM249 92V91H248ZM252 92V91H251ZM13 93V94H12ZM178 93H177V95H178ZM230 93V94H231ZM240 93V92H239ZM10 94H12L13 95V97L12 96H10ZM169 94V93H168ZM167 94V95H168ZM174 94H176V93H174ZM179 94V95H180ZM187 94V93H186ZM192 94V93H191ZM245 94V93H244ZM259 94V93H258ZM258 94H256V95H254L253 93H247V95L245 94L244 95V97L246 98V101H244L245 102V104H243L242 106H244V107H241V108H239V107H237V109L240 111H238V110H236V111H238L239 112V116L241 115V117H243V116H245V115H247V114H251V113H253L255 116H254V118L257 116L258 118H256V119H258V121H259V124L261 125V124H263L264 123V116H263V113L262 112H264L263 110H264V95H262V93H261V95H258ZM171 95V94H170ZM178 95V96H179ZM188 95H189V93H188ZM223 95V96H224ZM240 95H242V94H240ZM104 96H105V94H104ZM172 96H173V94H172ZM186 97H188L187 95H185ZM197 96V95H196ZM211 96V95H210ZM227 96V97H228ZM81 97V98H80ZM102 97H103V95H102ZM102 97L100 98V99H102ZM181 97V98H182ZM185 97V98H186ZM189 97H190V95H189ZM188 97V98H189ZM198 97V99H194L193 101H191V103H192V106L191 107H189V108H191V109H188V110H190V111H192V109H194L195 110V107L197 106V109H199L198 108V104L200 103L199 101L201 100L200 99V95H198L197 96ZM201 97H203V96H201ZM209 97V96H208ZM225 97V96H224ZM224 97H221V98H224ZM229 97H231V96H229ZM79 98V99H78ZM95 98V97H94ZM98 98V99H99ZM174 98H176L175 96H174ZM173 98V99H174ZM179 98V97H178ZM97 98H95L94 100H96ZM171 99H172V97H171ZM173 99H172V101H173ZM205 99L206 100H204V102L206 101V102H208V98H207V96H205ZM226 99V98H225ZM61 100H63V103H60V101ZM176 100H177V98H176ZM181 100V99H180ZM188 100V99H187ZM203 100V99H202ZM201 100V101H202ZM211 100L213 101V96L211 97ZM211 100L209 101V103H210V105H211ZM86 102V105H85V107H84V104H85V102ZM101 101V100H100ZM103 101V100H102ZM102 101H101V103H102ZM171 101V100H170ZM178 101V100H177ZM182 101V100H181ZM217 101V100H216ZM232 101V100H231ZM239 101V100H238ZM243 101V100H242ZM99 102V101H98ZM217 102H219V101H217ZM224 102V101H223ZM233 102V101H232ZM101 103H98V104H101ZM173 103V102H172ZM187 103V102H186ZM203 103V102H202ZM213 103V102H212ZM224 103H229L228 102V100L226 101V102H224ZM240 103V102H239ZM171 104V103H170ZM175 104V103H174ZM204 104V103H203ZM202 104V105H203ZM207 104V103H206ZM221 104H222V102H221ZM233 104V103H232ZM231 103H230V105H232ZM238 104V103H237ZM241 104V103H240ZM239 104V105H240ZM69 105H70V107H71V105H72V108H70V110H69ZM177 105V104H176ZM182 105V104H181ZM209 105V104H208ZM208 105H206V106H208ZM215 105V104H214ZM220 105V104H219ZM226 105V104H225ZM238 105V106H239ZM100 106V105H99ZM175 106V105H174ZM173 106V107H174ZM176 107V106H175ZM177 107H179V105L177 106ZM200 107H201V105H200ZM227 107H228V105H227ZM231 107V106H230ZM229 107V108H230ZM181 108V107H180ZM179 108V109H180ZM183 108V107H182ZM185 108V107H184ZM221 108V107H220ZM222 108H223V106H222ZM174 109H176V108H174ZM205 109H206V107L204 108V110L203 111H205ZM231 109H233V106L231 107ZM49 110V109H48ZM47 110V111H48ZM52 110H49V111H51V113H52ZM177 110V109H176ZM186 110V109H185ZM200 110V109H199ZM221 110V109H220ZM48 111V112H49ZM57 111V112H56ZM69 111V112H68ZM187 111V110H186ZM197 111V110H196ZM225 111V110H224ZM236 111L234 112V111H230V112H228V111H225L226 113L224 114V112H223V110H222V112L221 113H219V114H221V115H217V116H213V118L211 117V116H209V115H211V112H210V114L208 115L209 117H211V119H209L207 116V118L209 119V120H212L210 123H209V121H208V123H209V125H210V127H211V124H214L215 126H216V128H218L217 126L219 125V123H221V118H222V115L224 116L225 115V117L224 118H226L227 119V115H229V116H233L235 113H236ZM39 112V113H38ZM46 112V111H45ZM44 112V113H45ZM172 112V111H171ZM177 112H179V111H177ZM181 112V111H180ZM184 112V111H183ZM207 112V111H206ZM238 112H237V114H235V116L236 115H238ZM43 113V114H44ZM50 113V114H51ZM54 113V114H55ZM59 113V114H60ZM105 113V112H104ZM176 112L174 111V113H173V115L175 114ZM182 113V112H181ZM180 113V114H181ZM184 113H186V112H184ZM183 113V114H184ZM192 113V112H191ZM208 113V112H207ZM206 113V114H207ZM37 114L39 115V116H37ZM42 114V115H43ZM53 114V115H54ZM72 114H74V113H72ZM103 114V113H102ZM101 114V115H102ZM172 114V113H171ZM179 114V116H181ZM187 114H188V112H187ZM193 114V113H192ZM197 114V113H196ZM201 114V113H200ZM204 114V113H203ZM52 115V116H53ZM68 116H69V119H71L70 118V116L71 115H69V114H67ZM172 115V116H173ZM178 115V114H177ZM185 115V114H184ZM194 115H195V112H194ZM205 115V114H204ZM215 115V114H214ZM24 116V115H23ZM58 116V115H57ZM57 116H56V118H57ZM73 116V115H72ZM178 116V117H179ZM199 116V115H198ZM235 116H234V118H235ZM238 116V117H239ZM24 117V118H25ZM41 117V116H40ZM54 117V116H53ZM61 117V116H60ZM61 117V118H62ZM182 117V116H181ZM181 117H179V118H177L176 119V121L178 122V124L180 123V121L183 119V118H181ZM196 117V116H195ZM195 117L193 118V124H195V122L197 123L198 122V124H197V126L196 127H194L195 128V130H201V131H204V140H203V142H206L207 144H201V143H196V142H194V140H190L191 138H187L188 136H186V135H184L183 133V137H179V138H177L176 139V142H174L173 144H170L169 146H167V147H159L158 149L160 150V152H163V154H161V153H159L160 155H159V157L160 156H163V155H165L166 154V152H167V155H168V151H172L173 153V155H171L172 157H170V155H168L169 156V158H168V160H166L164 157V159L162 160V164L157 168V167H155L156 168V170H154V172L156 173V175H157V177L155 178V181L153 182V183H151V184H147L148 182H146V184H147V186L149 185V187H147L148 188V190H146V195H144L143 193H142V196H144V203H147V202H152L151 204V206H153V205H155L154 207H156L157 208V210L156 211H152L153 213H150L151 215H152V217H150L151 215H148V214H146L149 210H150V208H149V210H147V209H141V211H138L139 212V214H138V216H139V221L140 222H142V225H143V223L144 224H146V226H147V233H145L144 234V232L143 233H141V234H139V235H137V241H135L133 244L134 245H136L137 244V250H140V251H136L137 253H138V255H139V257H137V262L135 263V264H184V262H183V260L182 259H184V261L186 262V261H193V263H196V264H200L201 263V261H203V259H204V257L201 255V257H197V256H195V255H193V256H191L190 255V253H188L189 252V248L190 247H194V245L195 244H197L199 241H200V235L201 234H203V232L205 231V227L206 226H208V217L210 216H212L213 218L215 217V215L219 212L220 213V211H219V206H220V204H216L215 202H218V201H220L221 200V198H222V194H221V197H220V195H217L216 197H214V194H216V193H214V194H212V191H211V193L210 192H208V189L207 188H205V189H200V190H196V188H195V186H197V185H199V184H201V183H199V184H195L194 183V177H195V175L199 172V173H201V177H202V179L204 178L203 176H204V174L205 175H209V170H207V173H205V171H206V168H208V164L210 165L209 166V169H210V167H212V164L213 165H215L216 163H214L213 161H217L218 162V160H220L219 162H221V163H217V166H214V168L215 167H219V168H215V169H219L220 171H218V170H216V171H218L219 172V175H220V173H224V174H222L223 176H227V175H225V174H230L229 173V171L230 170H228L229 168L228 167H225V168H227L226 170H225V168L223 169V164L224 163H232V161H234V162H236V161H238L239 159H241L242 158V156L244 155V157H245V155H246V153H247V155H248V152H245V154L244 153H242L243 155L238 159V160H236L235 158L236 157H239L238 156V153L241 151V148H243V147H233V148H231L230 146H229V148L228 147H224V149L223 148H220L219 150L217 149V147L219 146V144L221 143V141L218 139V138H213L212 137V135H211V133H210V131H206L205 130V126H204V123H203V125L200 123V122H203V120L202 121H200V118H201V116H199L198 117V120L196 121L195 120ZM206 117H204V118H206ZM237 117V116H236ZM259 117L261 118V119H259ZM64 118V117H63ZM76 118V117H75ZM175 118H176V116H175ZM174 118V119H175ZM190 119H191V117H189ZM203 118V119H204ZM224 118H222V119H224ZM233 118V120H235ZM244 118H246V117H244ZM251 118V117H250ZM41 119H43V118H41ZM41 119H39V120H41ZM50 119V118H49ZM64 119H66V118H64ZM186 119V118H185ZM196 119H197V117H196ZM230 119V118H229ZM237 119V118H236ZM34 120V121H33ZM45 120V119H44ZM51 120V119H50ZM56 120V119H55ZM184 120V119H183ZM182 120V121H183ZM232 120V121H233ZM240 118H239V122H240ZM245 120V119H244ZM263 122H262V121ZM27 121V120H26ZM43 121V120H42ZM42 121L40 122V121H38L39 123H40V125H41V129H44L45 130V128H49V126L51 125V126H53V125H55V124H51V123H49L48 122V124L47 123H42ZM53 121V120H52ZM51 121V122H52ZM63 121V120H62ZM61 121V122H62ZM72 120H70V122H71ZM185 121V120H184ZM206 121H207V119H206ZM228 121H230V120H228ZM257 121V122H258ZM28 122H26L27 123V125H29L28 124ZM47 122V121H46ZM54 122V121H53ZM64 122H65V120H64ZM104 122V121H103ZM176 122V123H177ZM226 122H227V120H226ZM235 122V121H234ZM253 122V121H252ZM255 122V121H254ZM25 123V124H26ZM36 123H37V121H36ZM34 124V126L35 125H37V124ZM59 122H56V124H58ZM69 123V122H68ZM73 123H74V121H73ZM183 123V122H182ZM229 122H227V124H228ZM231 123V122H230ZM244 123V122H243ZM247 123H248V121H247ZM20 124V125H21ZM60 125H62V123H59ZM67 124V123H66ZM71 124V123H70ZM70 124L69 125H67V127L68 126H70ZM237 124V123H236ZM255 124V123H254ZM254 124H251V126L250 127H248L247 126V124H246V126H247V128H249V131L252 129V127L253 126H257V124L256 125H254ZM2 125V124H1ZM72 125V124H71ZM85 125V124H84ZM83 124H82V126H84ZM89 125V128L90 127H92V126H90ZM205 125L207 126V124H206V122H205ZM208 125V126H209ZM242 125V124H241ZM245 125V124H244ZM243 125V126H244ZM258 125L259 126V128L260 127H263V125ZM22 126V125H21ZM31 126L32 125H30V128H31ZM57 126H59V125H57ZM73 127H75L74 125H72ZM80 126H81V124H80ZM102 126V125H101ZM178 126V125H177ZM207 126V127H208ZM220 126V125H219ZM224 126V125H223ZM28 126H26V128H27ZM38 127V126H37ZM72 127V128H73ZM77 127V126H76ZM85 127V126H84ZM88 127V126H87ZM86 127V128H87ZM186 127H187V125H186ZM189 127V126H188ZM206 127V128H207ZM210 127H208V128H210ZM242 127V126H241ZM25 128V129H26ZM29 128V127H28ZM27 128V129H28ZM34 128V127H33ZM48 128H47V130H48ZM50 128H53V127H50ZM50 128H49V130H50ZM61 128V127H60ZM79 128H81V127H79ZM86 128H84L85 130H86ZM213 128V127H212ZM221 128H223V127H221ZM220 127L218 128V129H221ZM239 128V127H238ZM246 128V127H245ZM254 128V127H253ZM258 128V129H259ZM20 129H24L23 127H21ZM26 129V130H27ZM40 130L39 128H35L34 130L32 129V131H35V130ZM64 129V128H63ZM65 129H67V128H65ZM82 129V128H81ZM84 129H83V131H84ZM214 129V128H213ZM212 129V131H216V129H214L213 130ZM236 129H237V127H236ZM242 129V128H241ZM257 128L255 127V129H253V130H256ZM30 130V129H29ZM52 130V129H51ZM71 130V129H70ZM73 130H75V129H73ZM88 130V129H87ZM191 130V129H190ZM210 130V129H209ZM240 130V129H239ZM238 130V131H239ZM245 130V132H246V129H244ZM15 131H17V132H15ZM24 131V130H23ZM28 131V130H27ZM31 130H30V132H31V134L32 133H34V132H32ZM43 131V130H42ZM42 131H41V133H42ZM77 131V130H76ZM79 131V130H78ZM82 131V132H83ZM229 131V130H228ZM233 131V130H232ZM237 131V130H236ZM49 132V131H48ZM58 132V131H57ZM65 132H66V130H65ZM65 132H63V133H65ZM87 132V131H86ZM191 132V131H190ZM196 132V131H195ZM200 132V131H199ZM251 132V131H250ZM27 133V132H26ZM37 133V132H36ZM38 133H40V131L38 132ZM47 133V132H46ZM66 133H68V132H66ZM71 133V132H70ZM69 133V134H70ZM75 133V132H74ZM222 133V132H221ZM228 133V132H227ZM233 133H234V131H233ZM238 133V132H237ZM242 133L244 134V131H242ZM241 133V134H242ZM255 133V132H254ZM20 134V133H19ZM23 134H24V132H23ZM35 134V133H34ZM33 134V135H34ZM43 134H44V131H43ZM189 134V133H188ZM218 134V133H217ZM217 134H215V135H217ZM229 134H232V133H229ZM248 134V133H247ZM17 135V134H16ZM29 136H30V134H28ZM28 135H26V137L24 136V138H26L25 140L27 141V139H28V143L29 142H31V140L29 141V138H31V137H29ZM59 135H61V134H59ZM73 135V134H72ZM77 135V134H76ZM86 135H87V133H86ZM195 135V134H194ZM220 136H221V134H219ZM245 135H246V133H245ZM244 135V136H245ZM18 137H19V135H17ZM20 136H21V134H20ZM65 136H66V134H65ZM74 136V135H73ZM82 136L80 137V139L82 138ZM243 135H242V138L244 137ZM249 136V135H248ZM256 136V135H255ZM6 139H5V138ZM34 137H36V134H35V136ZM33 137V138H34ZM56 137H57V135H56ZM55 137V138H56ZM69 137V136H68ZM71 137V136H70ZM76 137V136H75ZM79 137V136H78ZM192 137V136H191ZM202 137V136H201ZM13 138V137H12ZM37 138V137H36ZM50 138V137H49ZM63 139H64V137H62ZM67 138V137H66ZM73 138V137H72ZM196 138V137H195ZM236 138V137H235ZM17 139V138H16ZM21 140H22V138H20ZM41 139V138H40ZM48 139V138H47ZM57 139V138H56ZM68 139H70V138H68ZM221 139V138H220ZM34 140V139H33ZM36 140V139H35ZM49 140V139H48ZM72 140V139H71ZM70 140V141H71ZM200 140V139H199ZM222 140V139H221ZM258 140V139H257ZM7 141V140H6ZM5 141V142H6ZM17 141H19V140H17ZM23 142H24V139L22 140ZM26 141H25V143H26ZM37 141H38V139H37ZM44 141V140H43ZM42 141V142H43ZM244 141H245V139H244ZM244 141H241V142H244ZM247 141V140H246ZM4 142V143H5ZM23 142L21 143V144H23ZM33 142V141H32ZM39 142V141H38ZM37 142V143H38ZM45 142H46V140H45ZM52 142V141H51ZM64 142V141H63ZM65 142H67V141H65ZM72 142V143H73ZM252 142H253V140H252ZM264 142V141H263ZM15 143V142H14ZM35 143V145H37V143L36 142H34ZM53 143V142H52ZM59 143V142H58ZM57 143V144H58ZM68 143V142H67ZM67 143H63V145L65 144H67ZM71 143V144H72ZM93 143V144H92ZM170 143V142H169ZM223 143V142H222ZM1 144V143H0ZM20 144V145H21ZM31 145H32V143H30ZM40 144V143H39ZM43 144V143H42ZM60 144V143H59ZM58 144V145H59ZM95 144V147H93V145ZM229 144V143H228ZM227 144V145H228ZM231 144V143H230ZM240 144V142H238V145ZM246 144V143H245ZM3 145H5V144H3ZM10 145V144H9ZM8 145V146H9ZM19 145V144H18ZM19 145V146H20ZM24 145H27V143L26 144H24ZM24 145H22V146H24ZM29 145V144H28ZM34 145V144H33ZM32 145V146H33ZM50 145H53V144H50ZM57 145V146H58ZM221 145V144H220ZM223 145H225V144H223ZM241 145H243L242 143H241ZM1 146V145H0ZM17 147L18 149L20 148V147ZM31 146V147H32ZM39 146H41V145H39ZM60 147L62 146L61 144L59 145ZM70 146H72V145H70V143H69V146H67V148L68 147H70ZM74 146H73V149L75 150H73V149H71L72 151H74L75 153H76V149L74 148ZM156 146V145H155ZM165 146V145H164ZM29 148H30V145L28 146ZM48 147H50V146H48ZM64 147V146H63ZM153 147V146H152ZM247 147H248V149L246 150V151H250V155H252L253 156V159L254 160H256V159H258V157H260L261 156V158H259V159H262V161H263V159H264V157L262 158V156H264V145L261 143V142H258V141H255L254 143H249V145H247ZM2 148H3V146H2ZM2 148H0V150L2 149ZM16 147H14L13 146V144H11V146H9L8 147V150H10L11 152H13L12 154H14V151L15 150H17V152H18V149L16 148ZM33 148V147H32ZM35 148V147H34ZM42 146H41V149H40V147H39V149L40 150H42ZM53 149H54V147H52ZM52 148L50 147L49 148V150L48 151H50V149L52 150ZM135 148V147H134ZM192 150H191V149ZM21 149V148H20ZM38 149V150H39ZM48 149V148H47ZM55 149H58V148H56L55 147ZM66 148H62L61 150L62 151H64ZM69 149V148H68ZM107 149V148H106ZM152 149V148H151ZM158 149L156 148V150H157V152H158ZM189 149L191 150V152H195V151H197L198 153H199V159H198V161H194V163L195 164H193V165H190V167H188L187 165L188 164H185L186 166L184 167L185 169L184 170H182V168L179 170L178 169V171H174V173L173 174H171V177H170V179H168V180H170V182H168V185H167V182H166V184H164L165 183V181L166 180H163V177H161V180H160V177L159 176H162L168 169H169V167H170V164L172 165V164H175V165H178V164H180V165H183V156H185L186 157V155H188V153H189ZM211 149H212V152H211ZM3 150V149H2ZM25 150V149H24ZM33 150H36V149H33ZM60 150V149H59ZM86 150V149H85ZM6 150H4V152H5ZM9 151V152H10ZM23 151V149H21V151L20 152H22ZM26 151V150H25ZM24 151V152H25ZM31 151V150H30ZM47 151V152H48ZM53 151V150H52ZM52 151H51V153H52ZM56 151V150H55ZM164 151H166L165 152V154H164ZM243 151V150H242ZM241 151V152H242ZM3 152V151H2ZM28 152V151H27ZM27 152H26V154H27ZM32 152V151H31ZM35 152V151H34ZM33 152V153H34ZM70 152V151H69ZM157 152H155V153H157ZM197 152H195V153H197ZM252 152V153H251ZM1 153V152H0ZM16 153V152H15ZM33 153H31V155L33 154ZM41 153H43V150H42V152ZM40 153V154H41ZM45 153V152H44ZM64 154L66 153V152H63ZM71 153V152H70ZM78 153H80V152H78ZM82 153V152H81ZM214 153H216V155L214 154ZM19 154V153H18ZM47 154V153H46ZM45 154V156L47 157V155ZM55 154V153H54ZM77 154V153H76ZM125 154V153H124ZM171 154V153H170ZM5 155H7V154H5ZM4 155V156H5ZM8 155H9V153H8ZM21 155H23V153H21ZM21 155H18V156H21ZM28 155V154H27ZM34 155V154H33ZM36 155V154H35ZM42 155V154H41ZM44 155V154H43ZM68 155V154H67ZM73 155V154H72ZM71 155V156H72ZM75 155V154H74ZM246 155V156H247ZM250 155H249V158H250ZM45 156H43V157H45ZM49 156H50V154H49ZM53 156V155H52ZM54 156H56V155H54ZM53 156V157H54ZM143 156V155H142ZM141 156V157H142ZM193 156V155H192ZM24 157L26 158V156L25 155H23L22 157H21V159L23 158L24 159ZM40 158V156L38 157V155H37V158H40V160L41 159H43V160H41V161H43L42 162V164H45V162H44V158ZM51 157V156H50ZM49 157V158H50ZM57 158H58V156H56ZM146 157V156H145ZM167 157V156H166ZM216 157H218V158H216ZM9 158V157H8ZM28 158V157H27ZM26 158V159H27ZM30 158L32 159V157L30 156ZM67 158V157H66ZM112 158V157H111ZM201 158H205V160L203 159H201ZM246 158H248V157H246ZM248 158V159H249ZM55 159V158H54ZM138 159V158H137ZM159 159V158H158ZM188 159V158H187ZM215 159V160H214ZM236 161H235V160ZM4 160L5 161H7L8 159L6 158H4ZM33 160V159H32ZM39 160V161H40ZM50 160H53V158L52 159H50ZM73 160V159H72ZM78 160H79V158H78ZM152 160V159H151ZM243 161H244V159H242ZM241 160V161H242ZM252 160V159H251ZM11 162L13 161L14 163H16V162H18V159H17V156L16 157H12V159L10 160ZM27 161V160H26ZM34 161H36V162H38L37 160H36V158H35V160ZM146 161V160H145ZM145 161H143V162H145ZM153 161V160H152ZM154 161H156L157 162V160H154ZM153 161V162H154ZM160 161V160H159ZM247 162H248V160H246ZM245 161V162H246ZM257 161V160H256ZM0 162H1V160H0ZM12 162V163H13ZM31 162V161H30ZM33 162V161H32ZM46 162H47V160H46ZM48 162H49V160H48ZM47 162V163H48ZM54 162H55V160H54ZM64 162V161H63ZM67 162V161H66ZM142 162V163H143ZM186 162V161H185ZM250 162H252L253 163V160L252 161H250ZM249 162V163H250ZM10 163V162H9ZM8 163V164H9ZM14 163H13V165H14ZM29 163V162H28ZM41 163V162H40ZM46 163V164H47ZM119 163H121V162H119ZM145 163H147V162H145ZM159 163V162H158ZM190 163V162H189ZM258 163H259V160H258ZM263 163V162H262ZM4 164V163H3ZM17 164V163H16ZM15 164V165H16ZM20 164V163H19ZM23 164V163H22ZM64 164V163H63ZM72 164V165H73ZM150 164V163H149ZM191 164V163H190ZM236 164V163H235ZM233 165V163H232V167H230V168H233L234 166H236V165ZM246 164V166H247V164L248 163H245ZM254 164H255V162H254ZM253 164V165H254ZM12 165V164H11ZM24 165V164H23ZM41 165V164H40ZM68 165H69V163H68ZM146 165V164H145ZM157 166H158V164H156ZM175 165H174V167H175ZM242 164H240V167H235V168H233L234 169V171L235 172H238L239 173V177H240V174H243L244 172H243V170L241 169L242 168V166H241ZM250 165H252L251 163H250ZM249 165V166H250ZM259 165V164H258ZM10 166V165H9ZM17 166V165H16ZM45 166V165H44ZM136 166H137V164H136ZM149 165H147L146 167H148ZM184 166V165H183ZM228 166V165H227ZM230 166H231V164H230ZM249 166H247V167H249ZM261 166V165H260ZM2 167V166H1ZM15 167V166H14ZM35 167H37L36 166V164H34L33 165V163L31 164V166H27V165H24L23 167H21L20 166V168L17 170V171H19V173L20 172H24V171H26V174H29L28 175V177H32V175L34 176L33 177V179H35V180H37V181H39V182H41L40 184L38 183V185H37V188L38 189H40V191H35L34 190V188L36 187V184L35 183H32V184H30V183H28V184H30V186H26L27 188H25L26 190L23 192V191H21L20 193H15V191H14V193L15 194H8V195H10V196H13V200H15V202L14 203H16V201H20L21 203H24L23 205H21L20 207H23V209L20 211L19 209H17V210H19V211H17L16 213L14 212V214H12V215H10V212L8 213V211L7 212H1L2 211V209L0 208V264H101L102 262V260L103 259H106V258H102L104 255H105V253H108V252H105L104 253V255H101V254H103L102 252H101V254H97L98 256L97 257H93V258H89V257H87L86 255V252L88 251V250H93V248H95V245L97 244V243H92V241H94L95 239H97V238H99V236L101 237V235H102V232H101V230H99L98 228H93L92 226H84V225H86L87 224V218H88V216L86 215V213L84 212V210H76L75 208H74V206H76V205H74L76 202H83L85 199H87L88 197H89V200H90V197H92L93 198V196H96V195H98L96 192H95V190L94 189H96V187H97V185L95 186V184L93 183V182H91V183H93L94 184V186L92 187V195L90 196L87 192H89L88 190H87V192H84L85 190L83 189L82 191H73V185L74 184H76L75 182L74 183H72V180H75V181H77V178L76 179H72V180H70V182H67L66 180V182H67V184H65L64 186H63V189H62V186L60 187V192H57V191H55L56 189H55V187H54V190H52V187L51 188H48V186H47V184L50 182V184H49V186L51 185V183L53 184V183H58L57 181H59V184L61 185V183H60V181L61 180H59V179H63V178H60L59 177V175H58V172H57V175L58 176H56V172L54 173V171H53V173L54 174H52V172L50 173V172H48V173H46L45 174V172H44V170H42L41 168H42V166H40L41 168H35ZM46 167H48V166H46ZM68 167V168H69ZM146 167H144V169L146 168ZM151 166H149V168H150ZM153 167V166H152ZM172 167H173V165H172ZM171 167V168H172ZM180 167H182V166H180ZM251 167V166H250ZM249 167V168H250ZM257 167V166H256ZM263 167V170H262V168H260V170H262V171H264V165L262 166ZM6 168V167H5ZM48 168H50V167H48ZM63 168V167H62ZM61 168V169H62ZM170 168V169H171ZM178 168V167H177ZM248 168V169H249ZM253 168H254V166H253ZM252 168V169H253ZM258 168V167H257ZM4 169V168H3ZM8 169H10V168H8ZM127 169H129L130 171L129 172H131V169H132V166L130 167L128 164H127ZM174 169V168H173ZM213 169V168H212ZM211 169V170H212ZM245 169V168H244ZM7 170V169H6ZM15 170H16V167H15ZM90 170H91V168H90ZM135 170V169H134ZM151 170V169H150ZM254 170V169H253ZM252 170V172H250L251 170L249 169V174L248 175H246L245 174V176L244 177H246L245 179H246V181L248 182V183H243V181H244V179H243V181H242V183H243V185L240 183V184H238L239 183V181H235V185L237 184V186L239 187V189L241 190L240 192L242 193V197L240 196V197H238L237 199H234V201L236 200V202H240V201H245V199H247V196H250L249 194H253V195H251L252 197H253V199H254V197H256L254 194H257V195H259L258 197H260V195H261V193H263L264 192V190L263 189H261L262 188V186H261V188H259L257 185L255 186V183H258V185L259 184H261V185H264V174H259V173H256L255 171H253ZM3 171V170H2ZM29 171H33V172H29ZM59 171V170H58ZM64 171V170H63ZM66 171V170H65ZM144 171V170H143ZM172 171V172H173ZM213 171V170H212ZM233 171V170H232ZM245 171H246V169H245ZM248 171V170H247ZM10 172V171H9ZM89 172V171H88ZM123 172H124V174H125V172H126V170H123ZM138 172V171H137ZM145 172V171H144ZM146 172H148L149 173V169L148 170H146ZM152 172V171H151ZM153 172V173H154ZM204 172V173H203ZM209 172V173H208ZM215 171H213V173H214ZM258 172V171H257ZM260 172V171H259ZM1 173V172H0ZM3 173V172H2ZM18 173V174H19ZM62 173V172H61ZM139 174H141L140 172H138ZM154 173V174H155ZM216 173V172H215ZM214 173V174H215ZM5 174V173H4ZM3 174V175H4ZM11 174V173H10ZM81 174V173H80ZM91 174V173H90ZM89 174V175H90ZM167 174V173H166ZM203 174V175H202ZM233 174H234V172H233ZM236 174V173H235ZM1 175V174H0ZM6 175H7V173H6ZM15 175V174H14ZM84 175H85V173H84ZM88 175V174H87ZM148 175V174H147ZM218 175V174H217ZM221 175V177H223ZM2 176V175H1ZM76 176V175H75ZM150 176V175H149ZM154 176V175H153ZM165 176V175H164ZM197 176V175H196ZM206 176V177H207ZM231 176V175H230ZM243 176V175H242ZM77 177V176H76ZM83 177V176H82ZM166 177V176H165ZM164 177V178H165ZM199 177V176H198ZM205 177V178H206ZM213 177V176H212ZM236 177H238V176H236ZM243 177V178H244ZM2 178V177H1ZM9 178V177H8ZM8 178H7V176L5 177V181H6V179L8 180ZM17 178V177H16ZM69 178H67V180L69 181ZM75 178V177H74ZM129 178V177H128ZM146 178H147V176H146ZM204 178V179H205ZM227 178V177H226ZM231 178V177H230ZM232 178H234L235 179V177H232ZM241 178V177H240ZM240 178H237V179H240ZM17 179H19V178H17ZM65 179V178H64ZM79 179H81V177L79 178L78 177V180ZM92 180H94L93 178H91ZM132 179V178H131ZM149 179V178H148ZM195 179H196V177H195ZM201 179V180H202ZM204 179H203V181H204ZM221 179V178H220ZM227 179H229V178H227ZM1 180V179H0ZM3 180H4V178H3ZM2 180V181H3ZM14 180V179H13ZM27 180V179H26ZM32 180V178L29 180V181H31ZM133 180H135V182L134 183H132L131 184V187H133L134 188V192H135V190H137V189H135V188H139V189H141V187H142V184H143V180L144 179H142L140 176H138L136 173H134L133 174ZM133 180H132V182H133ZM167 180V181H168ZM181 180H183V181H185V182H189L188 184H189V186L191 185V188H186L187 190L185 191V193L184 194H182V193H180V190H176V189H171V187H172V185H171V187H170V184L173 182V181H175V182H177L178 184L180 183L179 181H181ZM216 180V179H215ZM222 180V179H221ZM240 180H242V179H240ZM37 181H35V182H37ZM85 181V178H82V182H81V186H83V188H84V185H85V187L88 185V182H86L87 183V185H86V183L84 182ZM88 181H91L90 179L88 180ZM129 182H130V180H128ZM147 181V180H146ZM220 180H218L217 182H219ZM223 181H225V182H222V183H217L216 182V184L214 183L215 181L213 180V188H218V187H220L222 184H227V182H226V179L224 178V180ZM230 181V180H229ZM234 181V180H233ZM245 181V182H246ZM4 182V181H3ZM2 182V183H3ZM12 182H14V181H12ZM33 182V181H32ZM65 182V183H66ZM79 182V181H78ZM80 182H79V184H80ZM98 182V181H97ZM184 182V183H185ZM192 182H193V185H192ZM238 182V183H237ZM1 183V182H0ZM5 183V182H4ZM7 183V182H6ZM16 183V182H15ZM43 183H47L46 185H45V187H43ZM85 183V184H84ZM234 183V182H233ZM27 184V185H28ZM59 184H57V185H59ZM62 184H64V181H62ZM145 184V185H146ZM172 184H175V183H172ZM178 184H176L177 186H178ZM186 184V183H185ZM195 184V185H194ZM6 185V184H5ZM4 185V186H5ZM7 185H9V182H8V184ZM6 185V186H7ZM21 185V184H20ZM40 185V186H39ZM54 185V184H53ZM179 185H181V184H179ZM182 185H183V183H182ZM181 185V186H182ZM2 186V185H1ZM0 186V187H1ZM5 186V187H6ZM25 186V185H24ZM35 186V187H34ZM39 186V187H38ZM56 186V185H55ZM78 187L77 186V184L76 185H74V187ZM100 186V185H99ZM153 186V187H152ZM175 186V185H174ZM194 186V187H193ZM209 186V185H208ZM224 186L225 185H223V188H224ZM228 187H230V186H232V184L231 183H229L228 185H227ZM227 186H225V187H227ZM260 186V185H259ZM8 187V186H7ZM41 187V188H40ZM88 187V186H87ZM104 187V186H103ZM179 187V186H178ZM182 187H184V186H182ZM182 187H180L181 188V190L183 189ZM205 187V186H204ZM233 187H235V186H233ZM8 188H10V186L8 187ZM14 188V187H13ZM18 188V187H17ZM16 188V189H17ZM79 188H80V186H79ZM174 188H176V187H174ZM256 188H258V190L259 189H261V190H263V192H261V190H259V191H255L256 190ZM5 189V188H4ZM33 189V190H32ZM78 189V188H77ZM76 189V190H77ZM90 189H91V187H90ZM100 189V188H99ZM110 189V188H109ZM185 189V188H184ZM189 189L190 190H193V192L196 190V191H198V196H201L200 198H202V199H200V201H199V199H196L197 200V202H199V203H197L196 201H195V203L194 204H192V206L191 207H189V208H187V206L185 207L186 208V211L185 212H182L181 214H173L172 215V213L170 214V212H169V208L167 209V207L165 208V205H167V206H169L168 204H169V202H172V203H174L175 201L177 202V201H180L181 199H183V197H185V196H187V193H188V191H189ZM206 189H207V191H206ZM210 189H211V187H210ZM220 189V188H219ZM218 189V190H219ZM225 189V188H224ZM232 189V188H231ZM231 189H229L230 190V192H231ZM236 189V191L235 192H237V187L235 188ZM238 189V190H239ZM103 190V189H102ZM111 190V189H110ZM215 191H216V189H214ZM214 190H213V192H214ZM222 188H221V192H222ZM227 190V189H226ZM226 190H225V192H226ZM6 192H7V190H5ZM103 191H105V190H103ZM126 193H125V192ZM129 191V190H128ZM132 191V190H131ZM132 191V192H133ZM138 191V190H137ZM220 191H218V193L220 192ZM0 192H2L1 190H0ZM3 192H4V190H3ZM5 192V193H6ZM9 192H10V190H9ZM13 192V191H12ZM62 192V193H61ZM107 193H108V190L106 191ZM117 192V191H116ZM133 192V193H134ZM141 192H143V191H141ZM182 192V191H181ZM193 192H191L192 194H193ZM217 192V191H216ZM224 192V191H223ZM230 192L228 193V195L230 194ZM5 193H3V194H5ZM8 193V192H7ZM7 193H6V195L5 196H7ZM68 193V194H67ZM103 193V192H102ZM101 193V194H102ZM123 193H122V195H123ZM130 193V192H129ZM140 192L138 191V194H139ZM145 193V192H144ZM66 194H67V196H66ZM104 194V193H103ZM106 194V193H105ZM109 194V193H108ZM117 194V193H116ZM131 194V193H130ZM129 194V195H130ZM233 194H235V193H233ZM233 194H230V196L231 195H233ZM237 194V193H236ZM1 195H2V193H1ZM110 195V194H109ZM108 195V196H109ZM120 195H121V193H120ZM119 195V196H120ZM195 195V194H194ZM224 195V194H223ZM226 195V194H225ZM224 195V196H225ZM99 196V195H98ZM117 196V195H116ZM136 196H137V194H136ZM135 196V197H136ZM140 196H141V194H140ZM142 196H141V198H142ZM250 196V197H251ZM262 196H264L263 194H262ZM100 197V196H99ZM130 197V196H129ZM135 197H134V199H135ZM237 197V196H236ZM2 198V197H1ZM91 198V199H92ZM107 198V197H106ZM113 198H115V197H113ZM122 198H123V196H122ZM192 198V197H191ZM228 198H232V197H227L226 199H228ZM233 198H235V195H234V197ZM95 198H93V200H94ZM116 199V198H115ZM252 199V198H251ZM8 200H10V201H13V200H11V197L9 198V197H7L6 198V201H8ZM92 200V201H93ZM99 200V199H98ZM117 200V199H116ZM120 200H121V197H120ZM119 200V201H120ZM127 200H129V199H126V201ZM138 200V199H137ZM135 201L134 202V205L135 204H138L139 202H140V200L139 201ZM143 200V199H142ZM191 200V199H190ZM224 200H225V198H224ZM91 201V200H90ZM95 201H96V199H95ZM106 201V200H105ZM105 201H104V203H103V205L105 204ZM110 201V200H109ZM125 201V202H126ZM130 201V200H129ZM223 201V200H222ZM222 201H220V202H222ZM227 202L229 201V199L228 200H226ZM233 201V200H232ZM231 201V202H232ZM249 201V200H248ZM258 201H259V199H258ZM257 201V202H258ZM2 201H0V203H1ZM5 201H3L2 203H4ZM85 202L86 201H84L83 203H84V206H85ZM118 202V201H117ZM124 202V203H125ZM219 202V203H220ZM236 202H234L235 203V205H236ZM253 202V201H252ZM8 203V202H7ZM13 203V204H14ZM80 203V205H82ZM88 203V202H87ZM90 203V202H89ZM122 203V202H121ZM130 202H128L127 204H129ZM178 203V202H177ZM211 203L212 204H214V205H211ZM223 203V202H222ZM78 204V203H77ZM96 204V203H95ZM119 204V203H118ZM130 204H132V203H130ZM228 204H230L229 202H228ZM239 204V203H238ZM245 204H246V201H245ZM257 204V203H256ZM260 204V203H259ZM3 205V204H2ZM5 205V204H4ZM8 205V204H7ZM11 205V204H10ZM24 205H27V206H24ZM74 205V206H73ZM79 205V204H78ZM89 205H92V204H89ZM102 205V204H101ZM102 205V207L104 208V206ZM111 205V204H110ZM145 205V204H144ZM150 205V204H149ZM148 205V206H149ZM172 205V204H171ZM173 205H175V204H173ZM178 204H176V206H177ZM181 205V204H180ZM234 205V206H235ZM255 205V204H254ZM261 205V204H260ZM263 205V204H262ZM109 206V205H108ZM114 206V205H113ZM189 206V205H188ZM222 206V205H221ZM223 206H227L226 205V203H225V201H224V203H223ZM223 206H222V209H223ZM0 207H2V206H0ZM5 207V206H4ZM79 207V206H78ZM88 208H87V210L89 209V206H87ZM116 207V206H115ZM119 207H120V204H119ZM124 207V206H123ZM129 207H131V206H129ZM139 207V206H138ZM138 207H137V209H138ZM143 207V206H142ZM145 207H147V206H145ZM150 207V206H149ZM153 207V208H154ZM206 207H210L209 209H208V212H207V209H206ZM229 207V206H228ZM227 207V208H228ZM232 207V206H231ZM259 207V206H258ZM14 208V207H13ZM13 208L11 207V209L13 210ZM83 208H85V207H83ZM101 208V207H100ZM99 208V209H100ZM105 208H107V205H106V207ZM141 208V207H140ZM241 208V207H240ZM260 208H262V207H260ZM259 208V210H261ZM5 209V211H6V208H4ZM4 209H3V211H4ZM92 209V208H91ZM112 209V208H111ZM120 209V208H119ZM124 209H125V207H124ZM132 209H134L133 208V206H132ZM155 209V208H154ZM221 209V210H222ZM225 209V208H224ZM231 209V208H230ZM229 209V210H230ZM235 209V208H234ZM264 209V208H263ZM86 210V211H87ZM97 210V209H96ZM95 210V211H96ZM105 210V209H104ZM107 210H108V208H107ZM106 210V211H107ZM120 210H122V209H120ZM119 210V211H120ZM139 210V209H138ZM206 210V212H207V214H205V213H203V215L204 216H202V213L201 212H203V211H205ZM233 209H231V211H232ZM258 210V211H259ZM147 211V212H146ZM235 211V210H234ZM233 211V213H225V210H224V213H225V216L227 217H229V221H230V218H232L233 216H236V213ZM244 211V210H243ZM263 212H264V210H263ZM262 212V213H263ZM12 213H13V211H12ZM91 213H93V215L95 214L94 213V211L93 212H91ZM131 213V212H130ZM177 213V212H176ZM201 213V216L199 215ZM224 213H222V214H224ZM259 214L261 213L260 211L258 212ZM261 213V214H262ZM87 214H88V212H87ZM100 215H102L101 213H99ZM106 213H104L103 214V216L105 215ZM115 214V213H114ZM238 214V213H237ZM247 214V213H246ZM264 214V213H263ZM100 215H98L99 216V218H100ZM116 215V214H115ZM114 215V216H115ZM119 215H121V214H119ZM132 215H133V213H132ZM131 215V216H132ZM134 216V215H133ZM132 216V217H133ZM216 216H218V215H216ZM238 216H239V214H238ZM95 217H97V216H95ZM105 217V216H104ZM211 217V218H212ZM224 217V216H223ZM255 217V216H254ZM15 218H18L19 220L21 219V222H16V220L14 221V219ZM91 218V217H90ZM98 218V217H97ZM102 218V217H101ZM100 218V219H101ZM129 218V217H128ZM234 218V217H233ZM247 218V217H246ZM257 218H258V215H257ZM137 219V218H136ZM220 219V218H219ZM226 219V218H225ZM97 220V219H96ZM137 220V221H138ZM239 220V219H238ZM100 221V220H99ZM101 221H102V219H101ZM128 221V220H127ZM126 221V222H127ZM130 221V220H129ZM129 221H128V223H129ZM132 221V220H131ZM134 221L136 222V220L134 219ZM138 221V222H139ZM162 221H164V222H162ZM210 222H211V220H209ZM212 221H213V219H212ZM242 221V220H241ZM241 221L239 222V223H241ZM92 222V221H91ZM134 222V223H135ZM138 222L136 223V224H138ZM215 222V221H214ZM227 222V221H226ZM255 222H256V220H255ZM102 223V222H101ZM165 223H167V225L165 224ZM173 223V226L171 225ZM225 223V222H224ZM264 223V222H263ZM263 223H262V225H263ZM91 224V223H90ZM96 224V223H95ZM94 224V225H95ZM98 224V223H97ZM212 224V223H211ZM261 224V223H260ZM92 225V224H91ZM100 225V224H99ZM131 225H132V222H131ZM141 225V224H140ZM139 225V226H140ZM170 225V226H169ZM213 225V224H212ZM224 225H227V224H224ZM138 226V225H137ZM171 226L173 227V228H171ZM232 226H233V223H232ZM101 227H102V225H101ZM129 227H131V226H129ZM144 227V226H143ZM219 227H221V226H219ZM225 227V226H224ZM229 227H231V226H229ZM259 227H260V225H259ZM140 228H142V227H140ZM139 228V229H140ZM146 228V227H145ZM170 228H171V230H170ZM211 228H212V226H211ZM215 228V227H214ZM226 228H227V226H226ZM244 228V227H243ZM102 229V228H101ZM134 229L135 228H133V231H134ZM209 229V228H208ZM217 229V228H216ZM215 229V230H216ZM236 229V228H235ZM242 229V228H241ZM136 230V229H135ZM141 230V229H140ZM140 230H139V232H140ZM146 230V229H145ZM211 230V229H210ZM225 230V229H224ZM229 230V229H228ZM244 230V229H243ZM102 231H103V229H102ZM132 230H131V232H133ZM143 231V230H142ZM226 231V230H225ZM231 231H233V229L231 230ZM236 231L238 232V230L236 229ZM247 231H248V229H247ZM246 231V232H247ZM146 232V231H145ZM206 232V231H205ZM208 232H209V230H208ZM212 232H214V231H212ZM223 232V231H222ZM230 232V231H229ZM234 232H235V230L233 231V234H234ZM240 232H241V230H240ZM136 233V232H135ZM209 233H211V232H209ZM216 233V232H215ZM239 233V232H238ZM241 233H243V232H241ZM240 233V234H241ZM105 234V233H104ZM205 234V233H204ZM203 234V235H204ZM222 234V233H221ZM225 234V233H224ZM206 235V234H205ZM204 235V236H205ZM217 235H219V234H217ZM134 235H132V237H133ZM203 236V237H204ZM132 237L130 236V238L132 239ZM176 237L178 238V237H180V239H182V240H184V242H182V243H180V241L175 245L174 244V246H175V248H174V251H173V253L171 254V253H169V252H165L164 250L166 249L165 248V246L166 245H171V243H173L174 242V239H176ZM207 237H209V236H207ZM130 238H129V242H130ZM214 238H215V235H214ZM179 239V238H178ZM204 239L206 240V241H208L207 239H206V236L203 238V241H204ZM99 240V239H98ZM177 240V239H176ZM178 241V240H177ZM176 241V242H177ZM211 241V240H210ZM101 242H103V244H101L100 243V246L101 245H104V241H101ZM200 242H202V241H200ZM199 242V243H200ZM131 243H132V241H131ZM175 243V242H174ZM198 243V244H199ZM203 243H205V241L203 242ZM173 245V244H172ZM201 245H203L202 243H201ZM204 246V245H203ZM167 247V246H166ZM195 247H196V245H195ZM200 247V245L198 246V248ZM103 248V247H102ZM107 248V247H106ZM165 248V249H164ZM170 248V247H169ZM172 248V247H171ZM170 248V250L167 248V250H169V251H171L172 249ZM198 248H195V249H198ZM203 248V247H202ZM194 249V248H193ZM105 250V249H104ZM95 251V250H94ZM93 251V253H95ZM130 251H131V249H130ZM97 252V251H96ZM99 252V251H98ZM135 251H133V253H136ZM87 253H89V252H87ZM93 253H90L91 255H89L88 254V256H93L94 254ZM93 254V255H92ZM132 254V253H131ZM198 254V253H197ZM136 255V254H135ZM137 255V256H138ZM199 255V256H200ZM105 257H107L106 255H105ZM136 257V256H135ZM202 257H203V259H202ZM144 258H147L146 259V261H143L144 260ZM135 259V258H134ZM107 260V259H106ZM105 263V262H104ZM188 263V262H187Z\"/></svg>", "mask_w": 264, "mask_h": 264}]
</instances>
